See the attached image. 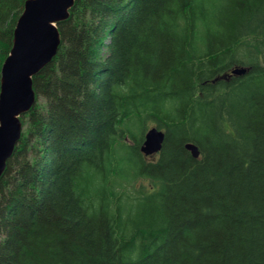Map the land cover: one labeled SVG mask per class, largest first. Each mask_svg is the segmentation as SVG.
I'll list each match as a JSON object with an SVG mask.
<instances>
[{"label": "trees", "instance_id": "trees-1", "mask_svg": "<svg viewBox=\"0 0 264 264\" xmlns=\"http://www.w3.org/2000/svg\"><path fill=\"white\" fill-rule=\"evenodd\" d=\"M26 1L0 0V92ZM58 29L0 178V264H264V0H75Z\"/></svg>", "mask_w": 264, "mask_h": 264}, {"label": "water", "instance_id": "water-1", "mask_svg": "<svg viewBox=\"0 0 264 264\" xmlns=\"http://www.w3.org/2000/svg\"><path fill=\"white\" fill-rule=\"evenodd\" d=\"M74 1L28 0L25 3L15 31L13 53L2 67L0 119L11 125V131L0 133V177L12 157L14 145L22 135L23 123L20 118L30 112L35 104L32 79L57 54L62 43L57 21L67 17V11ZM247 72V69L235 68L232 73L243 76ZM165 136L161 130H151L147 134L143 153L146 156L159 153ZM186 148L195 159L199 157L196 146L187 145Z\"/></svg>", "mask_w": 264, "mask_h": 264}, {"label": "bare ground", "instance_id": "bare-ground-1", "mask_svg": "<svg viewBox=\"0 0 264 264\" xmlns=\"http://www.w3.org/2000/svg\"><path fill=\"white\" fill-rule=\"evenodd\" d=\"M27 1H28V0H27ZM74 4H75V1H74ZM74 4L68 9V11H67V17L64 18V19H61V20L57 21V27H58V24H59V23L64 22V21H66V20H68V19L70 18V10L74 7ZM175 5H176V4H175ZM22 15H23V13H22ZM22 15L20 16V18L22 17ZM20 18H19V19H20ZM19 19H18V21H19ZM17 25H18V22H17ZM17 25H16V28H17ZM16 28H15V31H16ZM217 28H218V27H217ZM15 31H14L13 47H12V50H11L10 55H9L8 58L5 60V62L11 57V55H12V53H13V50H14V46H15ZM251 31H252V30H251ZM255 31H256V30H255ZM255 31H254V32H255ZM254 32H253V33H254ZM255 34H256V33H255ZM235 37H236V36H235ZM187 38H189V37H187ZM242 39H243V38H242ZM193 42H194V41H193ZM231 42H232V41H231ZM236 42H237V41H236ZM60 46H61V45H60ZM59 48H60V47H59ZM58 52H59V49H58ZM58 52H57V54H58ZM57 54L53 57L52 61H53L54 58L57 56ZM52 61H51V62H52ZM5 62H4V64H5ZM51 62H50V63H51ZM50 63H48L46 66H48ZM4 64H3V66H4ZM3 66H2V67H3ZM46 66H45V67H46ZM45 67H44V68H45ZM44 68H43V69H44ZM43 69H42V70H43ZM242 69H246V68H242ZM42 70H41V71H42ZM247 70H248V69H247ZM41 71H40V72H41ZM232 71H233V70H232ZM40 72H39V73H40ZM39 73H38V74H39ZM231 73H232V72H231ZM246 74H247V73H246ZM246 74H245V75H246ZM226 75H227V74H226ZM232 75H234V74L232 73ZM235 76H237V75H234V77H235ZM243 76H244V75H243ZM246 76H247V75H246ZM34 77H35V76H34ZM34 77H33V78H34ZM238 78H239V77H238ZM1 80H2V71H1ZM128 80H129V79H128ZM129 83H130V82H128V84H129ZM129 85H133V84H129ZM129 85H128V86H129ZM32 87H33V90H34L33 79H32ZM139 87H140V86H139ZM133 88H134V87H133ZM1 89H2V86H1ZM133 91H134V90H133ZM137 91H138V90H137ZM139 91L141 92V90H139ZM34 92H35V90H34ZM143 92H144V91H143ZM136 93H137V92H136ZM0 94H1V92H0ZM137 94H138V93H137ZM143 94H144V93H142V95H143ZM147 94H148V93H147ZM113 95H114V94H113ZM115 96H117V95H115ZM115 96H114V97H115ZM139 96H140V95L138 94V97H139ZM143 96H144V95H143ZM138 97H136V98H138ZM148 97H149V95H148ZM35 98H36V100H35V104H36V101H37L36 92H35ZM141 98H142V97H141ZM147 99H150V97L147 98ZM147 99H146V100H147ZM152 99H153V98H152ZM135 100H136V99H135ZM139 102H140V101H139ZM171 102H172V101H171ZM156 103H157V102H156ZM169 103H170V102H169ZM169 103H168V104H169ZM173 103H174V102H173ZM173 103H172L171 105L174 106L175 103H174V104H173ZM35 104H34V105H35ZM135 104H138V103L136 102ZM34 105H33V107H34ZM141 105H142V104H141ZM171 105H170V106H171ZM144 106H145V105H144ZM153 106H154V105H153ZM165 106H166V105H165ZM170 106H169V108H171ZM176 106H177V105H176ZM33 107H32V108H33ZM133 107H134V106H133ZM174 107H175V106H174ZM174 107H173V108H174ZM0 109H1V108H0ZM184 109H185V107H184ZM168 110H169V109H168ZM182 110H183V109H182ZM185 110H186V109H185ZM185 110H183V111H184V112H183L184 114H186V113H185ZM136 111H137V110H136ZM163 111H165V110H163ZM187 111H188V110H186V112H187ZM138 112H139V109H138ZM173 112H174V111H173ZM181 112H182V111H181ZM168 113H169V112H167V115H168ZM131 114H132V113H131ZM151 114H152V112H151ZM174 114H175V113H174ZM191 114H192V113H191ZM154 115L157 116V114H154ZM182 115H183V114H182ZM192 115H193V114H192ZM192 115H191V116H192ZM140 116H141V115H140ZM185 116H186V115H185ZM22 117H23V116H21V118H20L21 120H22ZM120 117H121V116H120ZM129 117H130V116H129ZM158 117H159V115H158ZM188 117H190V116H188ZM188 117H187V118H188ZM192 117H193V116H192ZM0 118H1V113H0ZM138 118H139V120H140L141 117H138ZM167 118H169V117L167 116ZM167 118H166V120H167ZM180 118H181V117H180ZM183 118H184V117H183ZM121 119H122V118H121ZM123 119H124V116H123ZM143 119H144V118H143ZM143 119H141V120H143ZM184 119H185V118H184ZM129 120H130V119H129ZM135 121H137V120H135ZM145 121H146V120L144 119V122H145ZM152 121H154L153 123H155V120H152ZM133 122H134V119H133V121H132V124H134ZM141 122H142V121H141ZM157 122H158V121H157ZM157 122H156V123H157ZM117 123H118V122H117ZM120 123H121V122H119V124H120ZM122 123H125V122H122ZM169 123H170V122H169ZM171 123H172V121H171ZM175 123H176V122H175ZM119 124H118V125H119ZM126 124H128V123H126ZM130 124H131V122H130ZM130 124H128V127H130ZM132 124H131V125H132ZM135 124H136V123H135ZM137 124H138V123H137ZM144 124H145V123H144ZM158 124H159V122H158ZM116 125H117V124H116ZM116 125H115V126H116ZM141 125H142V124H141ZM156 125H157V124H156ZM172 125H173V123H172ZM123 126H124V124H123ZM126 126H127V125H126ZM137 126H138V125H136V126L134 125V127H137ZM142 126H143V125H142ZM142 126H141V127H142ZM116 127H117V126H116ZM119 127H121V126L119 125ZM141 127L139 126V129H140V131H139L140 134H139V135H142V136H143V134L141 133V129H142ZM148 127H149V126H148ZM158 128H159V126H158ZM158 128H152L151 130H153V129H157V130H159L160 128H159V129H158ZM163 128H164V126H163ZM168 128H169V127H168ZM23 129H24V126H23ZM130 129H131V127H130ZM137 129H138V128H137ZM137 129H132V130H135V132H136ZM144 129L146 130L145 127H144ZM165 129H166V128H165ZM148 130H149V129H148ZM151 130L146 131V132L149 133ZM160 130H161V129H160ZM2 131H6V132L11 131V125H10L9 123L4 122L2 119H0V133H1ZM131 132H132V131H131ZM135 132H134V133H135ZM139 132H136V136H134V133L132 132V133H133V136H134V137L139 136V135H137ZM146 132H145V133H146ZM148 133H147V134H148ZM165 133H166V132H165ZM125 134H126V133H125ZM147 134H146L145 142L143 143V146H142V153H143V148H144V146H145V143H146V141H147ZM131 135H132V134H131ZM21 138H22V135H21V137L17 140L16 144L14 145V151H13V154H14V152H15V150H16V147L18 146V144H19ZM129 138H130V137H129ZM129 138H128V139H129ZM139 138H141V136H139ZM139 138H138V139H139ZM143 139H144V138H143ZM133 140H134V142H135V140H136L135 143H137V141H138L136 138L133 139ZM130 141H131V138H130ZM131 142H132V141H131ZM204 143H205V142H204ZM137 144H138V143H137ZM205 144H207V142H206ZM127 145H128V144H127ZM188 145H193V144H188ZM202 145H203V144H202ZM130 146H131V145H130ZM132 146H133V145H132ZM194 146H195V145H194ZM203 146H204V145H203ZM9 147H10V145H9ZM140 147H141V146H140ZM186 147H187V146H186ZM197 149H198V148H197ZM4 150H6V149H4ZM162 150H163V149H162ZM162 150H161V151H162ZM161 151H160V152H161ZM165 151H166V150H165ZM198 151H199V149H198ZM160 152H159V153H160ZM134 153H135V152H134ZM159 153H157V154H159ZM199 153H200V152H199ZM13 154H12V156H13ZM143 154H144V153H143ZM157 154H156V155H157ZM162 154H163V153H162ZM144 155H145V154H144ZM137 156H138V155H137ZM145 156H146V155H145ZM151 156H154V155H151ZM131 157H132V156H131ZM147 157H150V156H147ZM199 157H200V155H199ZM199 157H198V158H199ZM11 158H12V157H11ZM11 158H10V159H11ZM10 159H9V160H10ZM129 159H130V158H129ZM9 160H8V161H9ZM131 160H132V158H131ZM131 160H130V161H131ZM137 160H138V159H137ZM132 161H133V160H132ZM125 163H126V162H125ZM167 164H168V163H167ZM167 164H166V165H167ZM6 168H7V166H6ZM6 168H5V171H6ZM126 168H127V167H126ZM128 168H129V167H128ZM166 170H167V169H166ZM5 171H4V173H5ZM4 173H3V174H4ZM2 176H3V175H2ZM2 176H1V177H2ZM1 177H0V178H1ZM163 183H164V182H163ZM160 184H161V183H160ZM163 186H165V185H163ZM161 187H162V186H161ZM78 194H79V193H78ZM82 204H83V203H82ZM83 205H84V204H83ZM130 228H131V227H130ZM144 228H145V227H144ZM140 229H141V228H140ZM147 229H148V228H147ZM129 230H130V229H129ZM146 231H147V230H146ZM126 234H127V233H126ZM129 235H130V234H129ZM130 236H131V235H130ZM125 237H126V236H125ZM138 243H139V241H138ZM140 243H141V241H140ZM136 244H137V243H136ZM136 249H137V248H136ZM127 254H128V253H127ZM133 256H134V255H133ZM137 259H138V257H137Z\"/></svg>", "mask_w": 264, "mask_h": 264}, {"label": "rangeland", "instance_id": "rangeland-1", "mask_svg": "<svg viewBox=\"0 0 264 264\" xmlns=\"http://www.w3.org/2000/svg\"><path fill=\"white\" fill-rule=\"evenodd\" d=\"M155 157L151 158L152 160H154Z\"/></svg>", "mask_w": 264, "mask_h": 264}]
</instances>
